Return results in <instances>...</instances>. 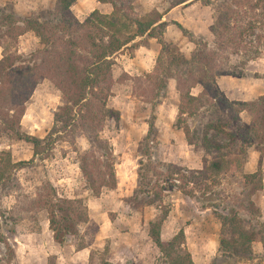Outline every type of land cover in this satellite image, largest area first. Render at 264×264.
Masks as SVG:
<instances>
[{
  "label": "trees",
  "instance_id": "trees-1",
  "mask_svg": "<svg viewBox=\"0 0 264 264\" xmlns=\"http://www.w3.org/2000/svg\"><path fill=\"white\" fill-rule=\"evenodd\" d=\"M75 1L55 0L52 7L31 13L20 26L8 27L1 37L15 40L31 32L40 49L36 51L39 62L27 66L18 63L20 57L15 55L0 58V136L22 141L32 148V157L26 162H13L8 153L0 152V193L14 188V171L35 167L49 156L57 142L67 138L73 141L78 136H84L88 143L87 152L79 156L78 168L90 183L91 197L98 198L102 189L116 188L113 150L100 134L107 120L117 124L120 118L118 111L107 107L114 83L113 58L143 37L155 39L160 49L153 69L145 76L150 87L151 112L147 133L138 143L139 157L151 156L148 144L157 137L156 110L168 97L171 83L179 95L175 127L182 130L186 144L202 154L200 169L187 171L168 164L162 165L164 173L157 172L152 165L141 170L144 165L139 159L138 183L146 178L144 172L149 170L152 178L155 177L154 181L146 183L143 193L149 197L144 204L161 202L165 187L159 181L165 185L178 181L180 186L176 188L188 198H194L193 188L208 182L214 184L220 174L241 169L236 156H244L256 140L258 145L254 150L259 153L256 171L244 175L243 183L250 187L251 195L260 191L263 187L264 95L252 103L229 101L218 88L216 78L244 77V68L258 55V50L249 46L264 40V0H198L216 14L215 22L209 27L212 46L179 23L162 21L163 15L148 19L134 17L132 4L136 0H96L109 4L113 12L106 15L95 10L81 22L70 16ZM196 1L168 0V10ZM170 24L193 45L192 51L185 53L177 41L164 36ZM240 54L245 61L240 64L241 69H236L230 58ZM42 79L57 89L59 100L50 129L43 138H37L22 133L20 121L26 103ZM195 87H199L200 92L192 95ZM244 111L251 116L248 126L241 123L240 114ZM189 184L191 189H187ZM41 193L29 206L46 212L52 240L64 245L77 235L78 226L88 221L85 200L59 198L47 179ZM133 200L128 197L123 202L134 209L137 203ZM246 210L255 222L242 219L236 213L216 216L220 232L210 264H264V221L260 220V212L251 200ZM160 224L161 220L148 223V235L163 264H192L184 248L183 231L179 230L165 242L160 238ZM257 243L261 247L259 253L253 249Z\"/></svg>",
  "mask_w": 264,
  "mask_h": 264
},
{
  "label": "rangeland",
  "instance_id": "rangeland-1",
  "mask_svg": "<svg viewBox=\"0 0 264 264\" xmlns=\"http://www.w3.org/2000/svg\"><path fill=\"white\" fill-rule=\"evenodd\" d=\"M90 2L91 0L75 2L70 8V16L77 21L84 20L91 13ZM54 3L55 0H0V58L7 54L18 56V63L23 66L39 62L36 51L40 46L31 32L24 33L15 40L1 37L8 27L20 26L23 19L28 18L31 13L48 9ZM107 6L111 9L109 4ZM188 7L189 12H184ZM172 10H168V0H136L132 4L134 17L148 19L156 18V15L160 14L165 19H161L162 21L172 22L179 19L184 28L202 37L212 46L213 35L209 27L215 22L216 14L210 7L202 6L201 1L197 0L188 6L175 8L173 14H170ZM112 12L111 9L109 14ZM164 36L177 41L185 53L193 49V45L188 43L172 24L166 28ZM134 43H130L113 58L114 83L107 107L118 111L120 119L117 124L107 120L100 133L108 140L113 150L116 188L102 189L98 198L91 197L92 192L88 189L90 183L86 182L78 168L79 156L88 150L85 137L78 136L73 139L74 142L70 138L57 142L43 162H38L33 168L14 171V188L8 193H0V264H163L148 235V223H156L159 220L162 241L170 240L182 230L185 236L184 248L190 254L192 264H210L217 249L220 232V222L216 217L218 214L236 213L242 219L255 222L250 219L246 210L247 202L251 200L260 212V220L264 221V158L261 165L262 189L251 195L250 187L243 183L244 175L256 171L259 153L254 147L258 145L257 140L244 156H236L242 165L241 169L220 174L215 178L214 184L208 182L200 188H193L194 198L190 199L178 190L176 186L180 184L169 182L172 184L165 185L159 181L158 183L165 187L161 202L144 204L148 196L143 193L146 183L149 180L154 181L155 177L152 178V172L149 170L144 172L146 178L138 183L136 173L139 169V159L144 165L141 170L147 165H152L157 172L164 173L162 165L169 164L166 160L169 156L175 162L183 161L185 164L178 163V167L189 171L201 161L202 154L188 146L185 138L182 144H178L176 137H172L174 131L182 135L183 132L175 127L179 95L171 83L168 97L163 102L175 106L173 124L168 129L162 125L165 123L155 118L157 137L148 144L151 156L148 159L145 156L139 157L138 143L147 133V119L151 112L150 87L145 80L148 74L146 71H150L151 67H148L150 58H141L147 67H134V61L140 58L137 59L133 53L141 41L136 39ZM251 46L252 50H258V55L244 68V77L233 78L244 79L250 84L254 81L255 85L264 84V40L253 42L249 47ZM249 55L252 57L253 52ZM244 61L242 54L230 58V63L236 65V69H241L239 66ZM199 92V87L191 90L192 95ZM258 92L256 90L254 95ZM258 98L247 103L256 102ZM58 100L57 89L48 80L42 79L26 103L20 121V131L43 138L51 127L52 114ZM162 112L167 114V110ZM250 117L247 111L242 112L241 123L250 125ZM183 119L189 121L187 116H183ZM164 129L166 131L162 138L160 133H163ZM168 139H173L171 144L176 143L174 151L159 152V144H168ZM0 152L8 153L13 162H26L32 157L30 144L5 135L0 136ZM45 179L54 187L59 198H81L86 203L88 221L80 224L77 235L69 238L64 245H58L52 240L46 212L39 210L37 206H29L30 201L37 200ZM191 188L192 185L189 184L187 189ZM128 197L132 200L136 198L133 200L137 203L134 209L128 208L123 202ZM164 211L167 212L162 219ZM104 212H108V217L104 216ZM104 220L105 226L98 231V225L101 226ZM84 247L88 248L89 253L87 250L82 252ZM253 249L259 253L260 244H254ZM86 253L89 256L87 260Z\"/></svg>",
  "mask_w": 264,
  "mask_h": 264
},
{
  "label": "crops",
  "instance_id": "crops-1",
  "mask_svg": "<svg viewBox=\"0 0 264 264\" xmlns=\"http://www.w3.org/2000/svg\"><path fill=\"white\" fill-rule=\"evenodd\" d=\"M78 1L79 0H76L75 2L77 3ZM107 5L98 3V2H96V0H91L90 12H93L96 10L99 13L104 12V14H109L110 10L112 8L109 9V7ZM174 9L175 8H173V10ZM173 10L170 11L171 12L170 14H173ZM184 10H185L184 12H186L187 10H188L187 12H189L190 7L186 8ZM162 20H165V19H163V16H162ZM173 21L177 22L181 25V22L179 21V19H174ZM79 22H81V21H79ZM26 34H28V33H26ZM137 40L141 41V43L135 48L133 54H134V56L138 57L137 59H139V58L140 59L138 61H134V67H147L146 64L144 65V61L141 60V58H144V60H145V58L146 59L150 58V64L148 67H151V69H150V71H151L155 65V60L158 56L160 47L157 44L156 40L152 39V38L143 37V38H137ZM121 57H123V56H121ZM139 70H140V68H138V71ZM150 71H146V72L150 73ZM216 84H217L218 88L220 89V91L225 95V97L229 101H234V102L253 101L254 99L256 100V98H258L264 94V84L257 83V85H255L254 81H252V83L250 84L249 81H246L244 79H238V78H233V77H228V76H220V77L216 78ZM256 90H258L259 92L255 93V95H256L255 96L254 92H256ZM169 105H170V108H168ZM174 108H175V106H173V104L168 103L166 105V102H162V104L157 109L158 111H156V113L158 112L156 114V118H158L157 120H160L162 123H165V124H162L165 126V128L170 129L171 124H173V121H174L173 115H175V109ZM166 110H167V114H164L162 111H166ZM121 118H122V116H121ZM164 126L160 129V131L163 130ZM165 131H166V129H164L163 133H160L162 135L161 136L162 138H163V135L165 134ZM172 134H173L172 137H176V142L178 144L183 143L184 134L182 135V133H180L178 131H176V132L174 131V132H172ZM171 140H173V139H171ZM171 140L169 141V139H168V141H167L168 144L161 142L158 146L159 152H164L165 150L170 151V153L173 152L175 149L176 143H175V145H174V143L171 144ZM178 141H180V142H178ZM166 160H168L169 164L175 165V166L178 163H180V165L185 164V163H182L183 161H181V162L176 161L175 162L173 159L170 158V156ZM199 163L201 164V161H199ZM199 163H196V166H194L193 170L200 169L199 167L201 165H199ZM107 213L108 212H104L105 217H108ZM101 226H100V224L98 225V231L101 230L105 226V220L101 224ZM84 250H87V252L89 253L88 248L84 247L82 252H84ZM88 253H86V260L89 257ZM83 259L85 260V257H83Z\"/></svg>",
  "mask_w": 264,
  "mask_h": 264
},
{
  "label": "built area",
  "instance_id": "built-area-1",
  "mask_svg": "<svg viewBox=\"0 0 264 264\" xmlns=\"http://www.w3.org/2000/svg\"><path fill=\"white\" fill-rule=\"evenodd\" d=\"M175 184H179L178 181H173Z\"/></svg>",
  "mask_w": 264,
  "mask_h": 264
}]
</instances>
